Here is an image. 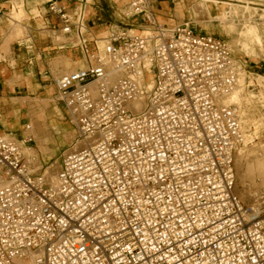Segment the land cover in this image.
<instances>
[{
    "label": "built area",
    "instance_id": "1",
    "mask_svg": "<svg viewBox=\"0 0 264 264\" xmlns=\"http://www.w3.org/2000/svg\"><path fill=\"white\" fill-rule=\"evenodd\" d=\"M98 1L32 0L38 35L84 65L44 72L76 134L49 173L26 151L31 121L22 135L0 121V264H264V185L237 192L243 107L223 101L264 74V0H233L260 29L255 60L197 22H159L160 0H128L97 34Z\"/></svg>",
    "mask_w": 264,
    "mask_h": 264
},
{
    "label": "rangeland",
    "instance_id": "2",
    "mask_svg": "<svg viewBox=\"0 0 264 264\" xmlns=\"http://www.w3.org/2000/svg\"><path fill=\"white\" fill-rule=\"evenodd\" d=\"M20 1L21 0H14L12 2L14 4ZM127 1L128 0L98 1L97 18H100V20L97 21V34L104 35L108 24H118L120 19L118 8ZM195 3V0H160L157 2L155 1L154 6L157 11L159 22L165 23L166 25H173L183 20L197 22L207 32L222 36L230 41L238 57L245 56L246 54L240 51L241 42L243 41L240 35L241 29L243 28L242 22L237 20L239 24L238 22L236 23L239 26L237 25L236 32H234L232 36H229L221 28L219 19L217 20L223 11L229 9L218 5L220 10L217 9L215 12H212L210 8L208 11L203 5L201 6L200 1L197 2L198 4ZM25 5L27 15H31L29 11L32 7L36 6L35 3L32 2V0H26ZM7 23L8 21H5L2 25L5 30H7ZM28 24H30L29 26H31L33 30L29 34L36 40V44L33 43L31 44V48L26 49L25 39L20 41L16 38L15 40L14 38L21 34L22 29H19L16 34H11L10 32L7 35L4 45L7 50H0L3 55V57L0 58V75L1 69H5L7 72L6 76L3 78L0 77V121L3 128L12 130L18 135H22L23 126L27 122L32 121L37 134L44 138L43 141H39L35 136V143L33 145L34 154L40 158L45 166L50 167L54 162L59 163L63 154L68 150L69 146L64 141L62 133L67 129H73V126L68 119L63 105L54 101L55 91L50 95L46 94V89L50 86H54L49 77H47L49 75L44 72H54L56 69L54 63L60 58H67L68 55H70V51L52 49L50 39H42V37L38 35L35 30L37 27L35 21L31 19ZM8 40L9 42L7 43ZM232 40L234 41L232 42ZM2 41L3 36L0 34V43H2ZM17 42L22 44L18 45ZM39 54L40 57H38ZM73 58H77L74 51ZM65 61L66 64L68 63L67 65L69 67L72 66L70 63L71 61ZM81 65V63H78L76 66L74 65V67L79 68ZM63 67L62 64H59L60 69ZM262 71H264V69H262ZM258 74L262 73L258 72ZM258 76L259 75H255V83H248L243 92L247 100H245L246 102L244 101V106L248 116L262 124L259 140L264 142V99L262 98V96H264V86L257 83L256 78ZM14 97H24L23 99L25 100H12ZM47 97L51 100L46 104L43 99ZM55 106L59 108V112L56 114L51 112L52 108ZM255 121L251 123L250 130L254 129L255 125L253 124ZM259 140L257 139V141ZM252 157L253 155L246 156L241 167L240 164L236 162L237 192L244 199L249 198L248 190L251 193V191L259 187L261 183L258 171H254L250 176L251 179L249 178V181H245L247 183H243L242 177L246 172V162L247 160H252Z\"/></svg>",
    "mask_w": 264,
    "mask_h": 264
},
{
    "label": "bare ground",
    "instance_id": "3",
    "mask_svg": "<svg viewBox=\"0 0 264 264\" xmlns=\"http://www.w3.org/2000/svg\"><path fill=\"white\" fill-rule=\"evenodd\" d=\"M25 1L21 0L20 2H17V3L15 2L13 4V8H11V11L9 12V15H8L7 30H5V28L3 26L0 27V34L3 36V41H2V43H0V50H4V51L7 50V48L4 46L5 45V39H6L7 35L10 32H11V34H16L19 31V29H22L21 34L18 37H15L14 39L16 40V38H17V40H20V41L25 39L26 43L29 46H31L33 39L29 34V25L30 24H28V22L31 21V19L34 20L35 23L37 24V27H36L37 29L42 27L43 18H41L42 12H41L40 8L37 6L32 7L31 10L29 11L31 15H27V13L25 11V6H26ZM199 1L201 3V6L203 5L204 8L208 9V11H209L210 6H209V4H207V2H213L217 5L221 4V6H224V8L229 9L227 11L226 10L223 11V13L217 18V20L219 19V21L221 23V28L223 29V31L227 35L232 36V34L234 32H236V30H237V25L239 24L238 21H241L243 28L241 29L242 31H241L240 35L242 36L243 41L241 42L240 51H242L246 55L250 56L251 58H254L258 54L259 46H260V42H261L260 29H259L258 25L254 21L251 20V18L253 17V12L251 10V7H249V6H246L245 8L241 7L238 3L233 2V0H199ZM10 14H11V16H10ZM196 15H195V17H196ZM10 17L12 20L10 19ZM236 22H238V24ZM54 40L60 41V40H63V38L61 36H58V37L56 36V37H54ZM233 41L234 40H232V42ZM8 42H9V40L7 41V43ZM229 43H230V41H229ZM100 46L101 47L103 46V40L100 41ZM235 46H236V44H235ZM61 56H63V55H61ZM2 57H3V55L0 51V58H2ZM38 57H40V54L38 55ZM65 60L71 61L70 63L72 66L69 67L67 65L68 63L66 64ZM78 63L82 64L81 66H79V68L84 66L83 62L79 58H77V59L73 58V51L72 52L70 51V55H68L67 58H65V57L60 58L59 60H57L54 63L56 66L54 74L75 70L78 67H74V65L76 66ZM59 64H62V66H64V67L62 69H60ZM6 75H7L6 70L1 69L0 77L3 78ZM255 75H259L256 78L257 83L262 84L264 86V75L263 74H258V73L250 74L248 77V80H247V78L242 79L241 85L239 86V88H237V90H235L234 92H232V93L228 94L226 97H224L223 101L227 102V103H235V104H238L241 107H243V116H244L243 134H244V139H243V144L237 150L236 162L239 163L240 167H241L243 165L244 158L246 156L248 157V155L249 156L253 155V157H252L253 159L249 160V161L247 160V162H246V166H247L246 172L242 177L243 183L245 181H249L248 180L249 178L251 179L250 176L252 173H254V171H258V173L260 175V180H261L260 186H262V185H264V142L259 140L260 139V130L262 129L261 128L262 124H260L259 122H256L255 119H252L248 116L247 110L245 109V106H244V101L246 100V97L243 94L248 83H250V84L255 83ZM54 91H55L54 87L50 86L46 89V94L50 95ZM23 98L24 97H21V98L14 97V98H12V100H15V101L25 100ZM262 98L264 99V96H262ZM50 100L51 99H49L48 97L43 99V101H45L46 104ZM51 112L56 114L59 112V108L57 106H55L52 108ZM60 116H62V115H60ZM253 121H255L253 124V125H255V127L253 130H250V126H251V123H253ZM31 123L34 124L32 121H31ZM263 126H264V123H263ZM32 133L34 134V136L37 137V139L39 141H43L44 138L37 134L35 128H34ZM75 134L76 133H75L74 129H67V130L63 131L62 137L68 146L72 145L73 139L75 138ZM257 139L259 141H257ZM26 151L28 154H33V152H34V150H31V149H27ZM59 163L54 162L47 169V171L49 173L56 172L58 170ZM245 183H247V182H245ZM249 184H252V183H249ZM248 192H249L248 194L250 195L249 190H248ZM245 195H247V194H245Z\"/></svg>",
    "mask_w": 264,
    "mask_h": 264
},
{
    "label": "crops",
    "instance_id": "4",
    "mask_svg": "<svg viewBox=\"0 0 264 264\" xmlns=\"http://www.w3.org/2000/svg\"><path fill=\"white\" fill-rule=\"evenodd\" d=\"M42 39H43V38H42ZM33 43L36 44V43H37L36 40L33 39Z\"/></svg>",
    "mask_w": 264,
    "mask_h": 264
}]
</instances>
